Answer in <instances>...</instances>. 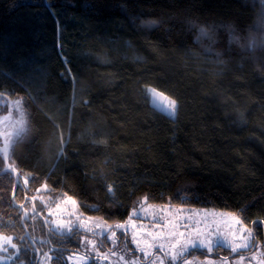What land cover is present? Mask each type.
I'll return each instance as SVG.
<instances>
[{
	"label": "trees",
	"instance_id": "obj_1",
	"mask_svg": "<svg viewBox=\"0 0 264 264\" xmlns=\"http://www.w3.org/2000/svg\"><path fill=\"white\" fill-rule=\"evenodd\" d=\"M0 95L33 129L10 149L16 188L0 153V230L28 245L26 264L72 237L45 226L43 195L108 222L145 196L235 212L264 244V0H0Z\"/></svg>",
	"mask_w": 264,
	"mask_h": 264
},
{
	"label": "rangeland",
	"instance_id": "obj_2",
	"mask_svg": "<svg viewBox=\"0 0 264 264\" xmlns=\"http://www.w3.org/2000/svg\"><path fill=\"white\" fill-rule=\"evenodd\" d=\"M149 93L152 104L168 114L166 106L174 100L159 91H156L157 95L155 97L151 89H149ZM17 101H19V104ZM21 118L26 122L20 98L0 95V153L3 155L8 167L11 161L5 158L4 153L7 150L10 156V149L15 142V137H13V142L9 143L7 136L14 132L17 122ZM23 181H25V178ZM68 197L71 196L61 194L53 199L51 196L43 195L38 198L37 203V205L41 204L39 207L43 212L47 228L52 232L55 230L56 234H60L61 232V230L56 229L55 221L58 220H72L75 224H79V221L83 220L88 227L92 228L90 232L84 227H80L79 234L70 238H52L55 249H60L62 246L61 244L58 245L60 242L69 240L76 242V245L70 247L72 249L69 251L64 250L59 252L66 264H122V262L118 261V256H109L108 259H103V256L109 253L110 250L119 253L120 249L124 247L131 248L134 256L140 258L143 264H149V261L144 258L143 253L137 249V245L133 242V236L140 241L141 247L150 244L168 245L175 243L176 240L183 243L187 238L195 236L196 233L193 229H199L201 237L210 236L214 244L227 248L230 255L224 254L217 247H213L211 252L207 248H195L189 249L188 253L182 256V259H178L175 264H183L185 259L191 261L192 264H225V261L226 264H236L240 259V255L244 256L242 264H264V244L260 240L252 238L248 241V248L238 247L237 252L232 251L233 245L238 246L245 242L244 238L248 235L245 229L249 228L244 224H237L233 214L235 216L239 215L235 212L216 208L159 204L143 199L137 207L131 210L125 220L108 222L100 216L83 213L78 202L71 197L77 202L76 205H73L68 200ZM31 211L33 212V208H31ZM73 213L75 215H72ZM97 223L101 225V228H96L95 225ZM117 224L124 225V227L116 228L115 225ZM108 226H111L110 230ZM111 232L116 233L117 239L115 241L108 238L111 236ZM170 233L174 235H169ZM179 233H185V236H180ZM5 238H11V243H7ZM38 240L41 241L39 238ZM93 240L96 241L95 249L88 243V241ZM11 244H16L17 248L12 249ZM24 245L15 234L5 233L0 230V264H26L24 260L18 259L19 255L24 252ZM41 246L43 253L39 264H55L54 258L57 256L53 252L55 249L44 244H41ZM147 250L152 253L149 259L162 255L158 247L148 248ZM197 250H203L207 254L200 255ZM97 253H99V256ZM45 255L52 257V259L46 261ZM9 256H11V259H8ZM82 257L85 259L81 260L80 258ZM164 261L165 264H173L168 257H164Z\"/></svg>",
	"mask_w": 264,
	"mask_h": 264
},
{
	"label": "snow or ice",
	"instance_id": "obj_3",
	"mask_svg": "<svg viewBox=\"0 0 264 264\" xmlns=\"http://www.w3.org/2000/svg\"><path fill=\"white\" fill-rule=\"evenodd\" d=\"M151 23H156V22L152 21ZM192 30L198 31L201 35L211 38V34L208 33L206 31V29L203 27H198L197 25L193 24ZM197 39H199V37H197ZM209 52L211 53V49H209ZM70 73H71V69L66 68L65 72L62 73V77L67 78V79H71L70 75H66V74H70ZM151 92H152L154 97L157 95L155 89H151ZM17 103L19 104V101H17ZM176 107H177L176 101H171L166 106V110H167L168 114L174 116L175 112H176ZM32 134H33V129L29 125L26 124V122L23 120V118H21V120L17 122V126L15 127L14 132L11 134H8L7 140L9 143H12L13 137H15V141L23 142L24 140H27L30 136H32ZM63 154H64L63 151H61L60 155L63 156ZM4 156L6 159L11 160V157L8 155L7 150H5ZM9 168L12 169L13 171L15 170L12 167L11 163H9ZM32 179H35V177H32ZM24 183L27 184V178H25ZM44 187L46 188L47 185L45 184ZM108 192H109V194H111L113 192L112 186L108 187ZM178 195L180 196V198L182 200H190L191 198H193L187 194L181 195L180 193H178ZM33 199H35V197H33ZM143 199L146 201L147 196H145ZM68 200H70L73 205L77 204V202L75 200H73L71 197H68ZM57 207H59V205H57ZM88 207L90 208V210H93V211L99 210L98 206H88ZM33 211H35V208L33 209ZM72 215H75V213H73ZM233 215H234V218H235L237 224H243V220L239 216H235V214H233ZM89 219H91V218H89ZM257 223H259V222H257ZM55 224H56V229L61 230L60 234L62 236L66 235V234L72 235V236L78 235L80 227H84L87 231H90V232L92 231V228L88 227V225L83 220L79 221V224H75L72 220H68V221H59L58 220V221H55ZM95 226H96V228H101V225L99 223H97ZM108 227L110 230L111 226H108ZM115 227L116 228H122V227H124V225L117 224V225H115ZM245 230L248 233V235L244 238L245 242L238 245V246L233 245L232 246L233 252H237L238 247L239 248H248L249 247L248 241L253 238V230L251 228H246ZM193 231L196 233V235L193 237L187 238L183 243H181V241H179V240H176L175 243H171L168 245L150 244V245H146L145 247H141L140 241L137 240L135 236H133V242L137 245V249L143 253L144 258L149 261V264H165L164 257H168L173 262V264H175V262L178 259H180L182 256H184L185 254L188 253L189 249L207 248V250L209 252H211L213 250V247L220 246L218 244H214V241L210 236L201 237L199 229H193ZM53 234H55V230H54ZM169 235H174V234L170 233ZM179 235L185 236V233H179ZM108 238L115 241L117 239L116 233L111 232V236ZM5 241L7 243H11V238H5ZM88 243L92 245L93 249L96 248V241H94V240L88 241ZM101 243H102V241H101ZM157 247L159 248V252L162 255H157L154 259H149L152 256V253H150L147 249L148 248H157ZM11 248L16 249L17 245L11 244ZM5 251H7V249H5ZM23 251L24 252L29 251L27 244L24 245ZM55 251L56 252H62V251H64V249L63 248L55 249ZM97 255L99 256V253H97ZM109 256H118V261L122 262V264H143V261H141L140 258L135 257L132 249L128 248V247H124V248L120 249L119 253L116 251L110 250L109 253H106L103 256V259H108ZM8 259H11V256H9ZM49 259H52V257L45 255V260L47 261ZM55 259L59 260L60 257L56 256ZM80 259L83 260L85 258L82 257ZM243 260H244V256L240 255V259H239V261L236 262V264H242ZM183 264H192V262L185 259L183 261ZM225 264H226V261H225Z\"/></svg>",
	"mask_w": 264,
	"mask_h": 264
},
{
	"label": "water",
	"instance_id": "obj_4",
	"mask_svg": "<svg viewBox=\"0 0 264 264\" xmlns=\"http://www.w3.org/2000/svg\"><path fill=\"white\" fill-rule=\"evenodd\" d=\"M5 170L10 171L14 175V178H15V187L14 188H16L17 185L19 184V174L15 170L13 171L12 169H10L9 167L4 168L3 171H5ZM30 199L32 201V208L34 209L35 208V205L33 203L32 197H30ZM19 206L23 209V214L25 215V217H28V211H27V209L24 208V202L23 203H20ZM34 212H36V208H35V211ZM45 226L47 227L46 224H45Z\"/></svg>",
	"mask_w": 264,
	"mask_h": 264
},
{
	"label": "flooded vegetation",
	"instance_id": "obj_5",
	"mask_svg": "<svg viewBox=\"0 0 264 264\" xmlns=\"http://www.w3.org/2000/svg\"><path fill=\"white\" fill-rule=\"evenodd\" d=\"M60 248H63L64 250H70V249H72V248H70V247H67V246H64V245H62ZM182 259V258H181ZM181 264V263H180Z\"/></svg>",
	"mask_w": 264,
	"mask_h": 264
},
{
	"label": "bare ground",
	"instance_id": "obj_6",
	"mask_svg": "<svg viewBox=\"0 0 264 264\" xmlns=\"http://www.w3.org/2000/svg\"><path fill=\"white\" fill-rule=\"evenodd\" d=\"M154 89V88H153ZM156 91H159V90H157V89H155ZM159 92H161V91H159ZM162 93V92H161ZM162 94H164V93H162ZM150 101H151V97H150ZM152 103V102H151ZM153 105V104H152ZM154 106V105H153ZM155 107V106H154ZM157 108V107H156Z\"/></svg>",
	"mask_w": 264,
	"mask_h": 264
}]
</instances>
